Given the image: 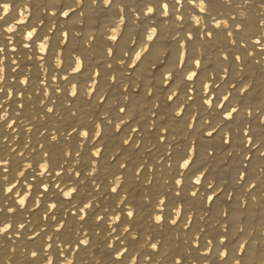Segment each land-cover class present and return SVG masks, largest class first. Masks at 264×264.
Segmentation results:
<instances>
[{"label":"bare ground","instance_id":"6f19581e","mask_svg":"<svg viewBox=\"0 0 264 264\" xmlns=\"http://www.w3.org/2000/svg\"><path fill=\"white\" fill-rule=\"evenodd\" d=\"M4 3L0 189L16 187L0 190V228L13 225L0 233V264H264V74L260 90L243 94L249 79L240 83L264 73L254 9L227 0L204 12L200 0Z\"/></svg>","mask_w":264,"mask_h":264},{"label":"snow or ice","instance_id":"6c2138e0","mask_svg":"<svg viewBox=\"0 0 264 264\" xmlns=\"http://www.w3.org/2000/svg\"><path fill=\"white\" fill-rule=\"evenodd\" d=\"M93 2L95 3L96 0H93ZM103 2H104L106 5H110V4L113 3V0H103ZM176 2H177V3H180V0H176ZM189 2H190V3H195V0H189ZM82 3H83V0H77V4H78V5H79V4H82ZM200 3L204 5V7L201 8V11H202V12H204V11H210V9H211V5H212V3H213V0H200ZM10 7H11V6H10L8 3L0 4V8H2V9H4V10H6V9L8 10ZM163 7H164V8H167L168 5H167V4H164ZM72 10H73V9H72L71 7H69V11H72ZM153 11H155V9H153V8H151V7L148 8V12H153ZM62 15H64V16H68V15H69V12H68V11H66V12H62ZM0 21H4V17H3V16H0ZM5 22H6V21H5ZM0 27H2V24H0ZM5 31H12L13 33H15L16 30L10 28V29H5ZM65 35H67V34L65 33ZM207 35L211 36L212 33H207ZM28 36H29V38H31V37L33 36V33H31V32L28 33ZM115 38H116V37H113V39H115ZM149 39H152V38L149 37ZM257 43H259V41H257ZM3 51H4V49H3V48H0V52H3ZM147 51H148V49H144V50H142L141 52H137V53H136V56H135V59H136L137 61H139V60L141 59V57L144 56V54H145ZM130 59H131V57H130ZM225 59H227V57H225ZM195 63H196L197 65H199V64H200V61L197 60V61H195ZM133 67H135V65H133ZM181 67H182V66H181ZM73 71H77V72H78L79 69H73ZM97 74H98V73H97ZM169 75L171 76L172 74L169 73ZM196 75H197V74H196L195 72H193L191 75H188V76L186 77V79H187L188 81H191V80H193L194 77H196ZM112 79L115 80L116 77H112ZM93 91H95V89H94ZM0 92H5V89H4V88H0ZM72 95L75 96V95H77V93H76V92H73ZM229 95H230V94H229ZM190 98H191V97H190ZM169 99H172V97L170 96ZM223 99H224V100H227V99H228V96L223 97ZM205 103H207V104L209 105V107H212V100H207V101H205ZM3 107H4V105H3V104H0V108H3ZM216 107H218V108H224V105H223V104H217ZM50 111H51V110H50ZM119 111H120V112H124L125 109H124V108H120ZM181 111H183V110H181ZM237 111H238V109L235 108V107H233L230 111L227 112V116H228L229 118H232V117H233V113H236ZM9 127H11V125H9ZM83 134H84L85 136L88 135L87 132H85V133H83ZM208 135L211 136L212 133L210 132V133H208ZM53 139H56V138L53 137ZM248 142L251 143V138H249V141H248ZM68 155H71V153H68ZM97 155H99V153H97ZM6 163H7V161H0V165H2V164H6ZM190 164H191V161H190V160H185V163L183 164V167L188 168V167L190 166ZM29 168H31V165H29ZM7 171H8L7 168H3V172H4V173H7ZM47 171H48V169L45 168V172H47ZM20 175H24V173L21 172ZM41 175H43V173H42ZM77 175H79V173H77ZM3 179H4V180H7V176H3ZM195 182H196V184H200V183H201L200 178L198 177V178L196 179ZM177 183H181V181H177ZM15 187H16V185H12V187H9V188H6V189H0V190H3V191L8 192V193H11ZM209 187H211V185H209ZM253 187H255V185H253ZM75 191H76V189L73 188V189H71L69 192L64 193V195L71 196L72 193H74ZM112 191H116V189L114 188V189H112ZM191 196H192V197H196V196H197V192L193 191V192L191 193ZM205 199H210V198H209V197H206ZM18 203L21 204V205H23V204L25 203V201H24L23 199H21L20 201H18ZM52 207H56V205H52ZM88 207H91V205H88ZM4 211H5L4 208H0V212H4ZM6 211H7V212H14V211H16V209H14V208H12V207H8V208L6 209ZM128 215H129V216H132L133 213H132V212H129ZM224 215H227V213H224ZM117 219H119V218H117ZM161 219H163V217H160V216H157V217H156V220H157V221H160ZM176 222H177L176 220H172V221H171V223H173V224H175ZM19 226H20V227H23L24 225L21 224V225H19ZM12 227H13L12 224H10V223H9V224H6V226H5L4 228H0V233L7 232V231H8L9 229H11ZM63 227H64V225H61V228H63ZM80 244L87 245V244H88V241H87V240H82V241H80ZM80 244H77L76 247H79ZM49 247H51V245H49ZM151 247H152V248H156L157 245L152 244ZM127 251H128V249H127V248H124L123 251L118 252V257H117V258L119 259V257L123 256ZM207 251H208V252H211L212 250H211V249H208ZM31 255H32V256H36L37 253H36V252H32ZM204 255L207 256V253H205ZM227 255H228L227 251H224V252H221V253H220L221 258L226 257ZM236 264H239V262L237 261Z\"/></svg>","mask_w":264,"mask_h":264},{"label":"rangeland","instance_id":"374dc122","mask_svg":"<svg viewBox=\"0 0 264 264\" xmlns=\"http://www.w3.org/2000/svg\"><path fill=\"white\" fill-rule=\"evenodd\" d=\"M227 2L230 3V4H233V5H234L235 7H237V8H238V7H240V8L243 7V8H246V9H248V8H250V9H252V10L254 9V12L256 13V19H257V22L262 23V21L264 20V1H262V0H258V1H257V0H253V1H252V0H227ZM246 2H247V3H246ZM251 2H254V3H251ZM256 2H257V3H256ZM239 3H241V4H239ZM238 4H239V5H238ZM245 4H246L247 6H246ZM242 5H243V6H242ZM240 8H239V9H240ZM243 8H242V9H243ZM257 16H258V17H257ZM258 20H259V21H258ZM205 22H206V19H205V21H204V19H201V21H200L199 24H200V25H201V24L206 25ZM204 23H205V24H204ZM262 24H264V21H263ZM170 29H171V31H170L171 33H173V32L176 31V30L173 29V27H170ZM231 41H232L231 44H233L231 48H233V47L235 48V46H236L235 43L237 42L236 39H233V40L231 39ZM220 48H221V47H220ZM231 48H230V49H231ZM249 51L251 52L252 50L250 49ZM252 52H253V51H252ZM225 56H227V54H225ZM258 59H259V58H258ZM258 59H257V60H258ZM239 65H240V66H239ZM241 66H243V64L239 62L238 67H239V68H243V67H241ZM258 74H259V76H261V75L263 76L264 73L259 72V71H256V74H255V73L253 74V75H255L254 77L252 76V74L250 75V77H252V79H251V78H247V79H245L244 81L240 82V83H243V82L245 83V81L248 80V79H249V80L251 79V81H252V82H251V81L248 80L247 85L243 83L246 87L249 86L248 88H246L244 85L241 87V88L244 90V92H242L243 94H244V93H247L248 91H250V89H259V90H260L261 87H262V89H264V85H262V86L260 85L261 87H260V86L257 87L258 85L255 84V80L259 77ZM255 78H256V79H255ZM249 82H250V83H249ZM240 83H239V84H240ZM251 83H252V85H251ZM249 84H250V85H249ZM254 84H255V85H254ZM244 87H245V88H244ZM253 87H257V88H253ZM242 89H241V90H242ZM243 90H242V91H243ZM245 90H246V91H245ZM70 106H71L70 108L73 109L74 112H77V109L74 108L72 104H71ZM237 106L239 107L240 105H237ZM237 106H236V107H237ZM250 111H251V110H250ZM248 114H250V112H249ZM250 115H251V114H250ZM250 115H248L249 120L247 119V120H246L247 122L251 121V116H250ZM245 125H246V124H245ZM247 125H248V123H247ZM247 125L244 126L243 129H240V131H239L238 133L243 132L244 134H246L245 131H246V130H247V131L249 130V129H247V128H248V126H250V124H249L248 126H247ZM241 130H242V131H241ZM226 135H227V134H225L224 136H226ZM248 137H249V136H248ZM162 139H163V137H162ZM68 145H69V149H70V150H74V149H75V143H74L73 141L68 140ZM262 148H263V146L261 147L260 150H262ZM168 151H170V150H169V149H166V152H167V153H169ZM238 151H239V150H238ZM240 151H241V150H240ZM240 151H239V152H240ZM262 151H263V153H261V154L263 155V154H264V148H263ZM262 151H259V152H262ZM239 154H240V155H239ZM239 154H238V156H239V157H242L241 155L243 154V151H241ZM246 154H247V153L244 152V155H243V156H245ZM249 155H250V153L247 154L246 156L249 157ZM246 156H245V157H246ZM263 157H264V155H263ZM263 162H264V161H263ZM263 162L261 161V162L258 164V166H259L260 169L258 170L257 174H258V176H259L260 174H261V175L257 178V180L259 179L260 181L264 179V170H263L264 164H263ZM243 163L246 164L247 161H243ZM262 164H263V166H262ZM141 169H142V167L140 168V170H141ZM260 170H262V171H260ZM154 171H155V169H150V173H151L152 175L149 173V174L151 175V178H150V175H149V174H148V176H147V180L150 178V179H149V182H150L151 180H153L152 177H154ZM260 172H261V173H260ZM259 173H260V174H259ZM239 175H240V174H239ZM262 175H263V176H262ZM240 176H241V175H240ZM243 178H244V177H243ZM243 178H242V179H243ZM255 183H256V181H254V183H252L251 186L253 187V185H254ZM251 186H250V187H251ZM252 187H251V188H252ZM260 190H261V192H260V193H261V194H260V195H261V198H263V200H264V186H261V187H260ZM246 201H247V200L244 199V202H246ZM263 202H264V201H263ZM262 204H263V203H262ZM263 205H264V204H263ZM263 223H264V222H263ZM263 223H261V224L259 225V227L261 226V228H259V230L261 231L259 234L262 233V234L264 235V225H263ZM262 234H261V235H262ZM261 239H262V241L264 242V236H261ZM208 245H209L210 249L213 247L210 243H209Z\"/></svg>","mask_w":264,"mask_h":264}]
</instances>
